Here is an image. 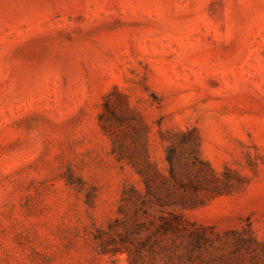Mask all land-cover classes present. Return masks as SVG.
Wrapping results in <instances>:
<instances>
[{
	"label": "rangeland",
	"instance_id": "obj_1",
	"mask_svg": "<svg viewBox=\"0 0 264 264\" xmlns=\"http://www.w3.org/2000/svg\"><path fill=\"white\" fill-rule=\"evenodd\" d=\"M0 264H264V0H0Z\"/></svg>",
	"mask_w": 264,
	"mask_h": 264
},
{
	"label": "trees",
	"instance_id": "obj_2",
	"mask_svg": "<svg viewBox=\"0 0 264 264\" xmlns=\"http://www.w3.org/2000/svg\"><path fill=\"white\" fill-rule=\"evenodd\" d=\"M169 161H170V163L172 164V159H171V158L169 159Z\"/></svg>",
	"mask_w": 264,
	"mask_h": 264
}]
</instances>
